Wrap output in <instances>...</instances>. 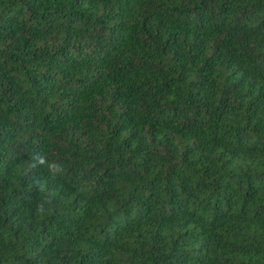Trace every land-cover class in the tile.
I'll list each match as a JSON object with an SVG mask.
<instances>
[{
    "label": "trees",
    "instance_id": "16d2710c",
    "mask_svg": "<svg viewBox=\"0 0 264 264\" xmlns=\"http://www.w3.org/2000/svg\"><path fill=\"white\" fill-rule=\"evenodd\" d=\"M0 264H264V0H0Z\"/></svg>",
    "mask_w": 264,
    "mask_h": 264
},
{
    "label": "clouds",
    "instance_id": "9594fccd",
    "mask_svg": "<svg viewBox=\"0 0 264 264\" xmlns=\"http://www.w3.org/2000/svg\"><path fill=\"white\" fill-rule=\"evenodd\" d=\"M32 159L34 161L33 164H32L33 168L37 167V164H36L37 161H39L40 164H44L47 161L46 157L44 155L40 154V153L35 154ZM53 165L54 164H49V169L50 170L52 169ZM59 169H60V167H59ZM60 171H61V169H60ZM36 183H39V181H37ZM38 211H40V212L44 211L43 205H38Z\"/></svg>",
    "mask_w": 264,
    "mask_h": 264
}]
</instances>
